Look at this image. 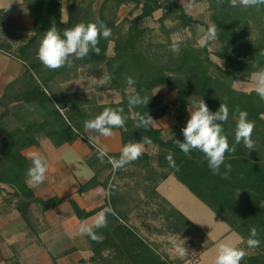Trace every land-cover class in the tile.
<instances>
[{
    "label": "trees",
    "instance_id": "1",
    "mask_svg": "<svg viewBox=\"0 0 264 264\" xmlns=\"http://www.w3.org/2000/svg\"><path fill=\"white\" fill-rule=\"evenodd\" d=\"M198 1L209 3L211 23L218 30V49L214 55L224 61V66L212 59L210 42L201 46L192 37L174 39L175 34L198 23L177 0L22 1L21 6L27 7L34 19L33 26L28 29L31 35L13 51L1 48L21 61L23 68L0 97V196L19 212L27 228L34 230V206L45 212L60 206L63 201L59 197L40 198L28 187L26 171L32 161L24 155V150L39 147L42 137L56 147L73 144L79 138H86V120L105 108L123 109L125 126L113 129L121 132L123 146L140 142L143 137L150 138L152 143L145 145L147 151L139 159L117 170L107 157L101 163L98 150L87 140L91 154L86 163L94 176L82 184L78 192L102 186L108 191L109 199L105 206L86 211L71 198L69 205L74 215L83 221L102 209H113L119 191L112 179L127 175L135 178L136 191L143 192L144 197L139 202L155 206L154 213L164 223L162 231L207 240L199 227L158 192L159 184L174 176L225 221L231 231L242 237V248L247 254L241 264H264V101L254 90L247 92L234 87L236 81L248 80L264 68V5L244 8L231 7L229 0L219 4L217 0ZM125 5L130 7V12L121 20L119 11ZM158 11L163 13L158 20L163 38L148 25ZM3 12L0 9V15ZM97 18L112 32L108 39L101 38L99 55L91 53L84 59L73 58L71 67L58 70L43 66L37 52L44 32L55 24L62 34L66 28L80 22H95ZM173 42L179 45L178 53L170 50ZM111 43L112 55L108 53ZM105 73L110 75V80L97 89L118 92L121 99L117 102L100 103L96 95L68 94L50 85L53 81L61 85L80 77H102ZM129 77L135 81L131 86L127 83ZM160 87L174 91V99L167 101L164 94L156 93ZM136 93L150 99L147 105L129 104V96ZM201 99L212 112L219 109L222 101L227 102L230 115L223 128L230 145L235 143L236 108L246 111L248 119L255 122L252 135L255 149L248 150L241 143L236 145L234 153L226 154L225 163L231 164V171L226 176L222 175L226 171L223 165L221 174H213L203 153L192 151L186 156L175 143V140L183 142L182 129L190 118L189 110ZM172 107L175 108V124L170 137L165 138L164 129L152 124L148 128L136 127L137 113L159 120ZM120 152L108 156L119 158ZM169 155L175 166L169 164ZM108 216L116 219L113 212ZM252 227L258 230L260 245L250 249L246 241ZM94 231L101 239L93 241V259L119 264H175L130 227L120 225ZM111 249L105 255V251Z\"/></svg>",
    "mask_w": 264,
    "mask_h": 264
},
{
    "label": "clouds",
    "instance_id": "2",
    "mask_svg": "<svg viewBox=\"0 0 264 264\" xmlns=\"http://www.w3.org/2000/svg\"><path fill=\"white\" fill-rule=\"evenodd\" d=\"M223 0H217L222 3ZM231 7L242 6L244 8H259L264 5V0H229ZM9 5L6 7L7 10ZM112 35L111 29L103 22H80L71 28H66L63 33L53 24L50 29L44 32L40 41L37 56L43 66L50 70H58L62 67H71L73 58L79 60L89 57L91 53L99 55L101 49L99 43L101 38L108 39ZM218 39V30L215 25L209 26L203 34L199 43L206 46L208 42ZM170 50L174 53L179 52V45L173 42ZM254 91L257 96L264 101V68H260L254 74ZM101 83L110 80V75L105 73L101 78ZM127 83L131 86L135 83L133 78L129 77ZM149 98L142 97L139 93L131 95L128 102L131 106H145ZM190 112V118L186 126L182 129L184 137L183 142L175 140L176 145L186 155L189 156L192 151L203 153L209 169L213 174H221L220 169L223 165L227 175L231 171V164H226V154L234 153L236 145L243 144L248 150L255 149V142L252 139L255 130V122L248 119V113L239 108L235 109V130L234 141L230 145L228 137L224 134L223 124L228 121L230 110L226 101H222L219 109L215 112L210 111L203 99L193 104ZM153 119L150 115L137 113L136 127L148 128ZM126 117L123 115V109L105 108L94 118L84 122V129L88 135L89 141H93L97 136L111 137L114 128L125 126ZM151 139L143 137L140 142H129L125 144L120 152L119 158L108 156L106 148L98 149V159L104 163L105 157L114 169H123L126 165L136 161L144 152L145 145H150ZM167 160L170 165L175 166L173 157L169 155ZM31 166L26 171V184L30 188H35L46 180L48 171V162L44 156L31 154ZM112 213V209L106 208L99 212L94 220L93 226L82 225L80 233L89 236L91 239H97L94 229L107 226V214ZM258 230L255 227L250 229V235L246 241L248 248H257L260 245ZM176 251L183 255L186 250L183 242L176 246ZM246 251L238 246L227 243H221L218 246L214 264H241L246 256Z\"/></svg>",
    "mask_w": 264,
    "mask_h": 264
},
{
    "label": "crops",
    "instance_id": "3",
    "mask_svg": "<svg viewBox=\"0 0 264 264\" xmlns=\"http://www.w3.org/2000/svg\"><path fill=\"white\" fill-rule=\"evenodd\" d=\"M0 9H3V6L0 5ZM11 17V15L8 16L7 22L11 24L12 29L16 30L23 27L31 28L33 26L34 19L30 15H17L14 20H11ZM0 23H2V21H0ZM2 34L3 33L1 32L0 97L2 96L7 84L13 78L17 77L23 68V63L21 61L10 57L8 53L1 49L5 45V43H2L5 40V36ZM72 84H75V80L61 85L57 81H53L50 85L56 89L60 86L65 90L66 87ZM165 119L166 116L160 118L159 120H153L154 122L152 125L156 128L164 129L168 127L164 124ZM174 124L175 120L173 118L169 125L171 126ZM87 140L89 141L86 133V138H79L73 144H65L61 147H56L50 140L42 137L39 147H29L23 152L28 159H31V154L37 153L44 156L48 162L46 180L39 186L32 188L35 194L43 199L59 197L63 201L60 206L49 209L43 214L39 213L37 215L41 223H38L39 226L36 230L39 231V236L45 244L47 243L46 241H48L47 233H53L52 236L54 241L58 236L56 233L62 231L67 225L64 221V216L68 218L69 212H72L69 205V200L71 198L75 199L78 205L86 211H92L105 206L109 199L108 191L102 186H98L84 193L78 192L80 186L94 176V171L86 163V158L91 154V148ZM91 143L95 146L96 150L99 148H106L108 154L119 152L123 147L121 132L119 130H113V135L111 137L97 136L93 141H91ZM146 151L147 147L145 146L144 152ZM171 178L172 176H169L159 184L157 188L158 192L169 200L183 214H185L203 232L200 225H198L184 212L183 209H181L177 202L173 200V196L166 192L165 186L168 182H170ZM112 181L119 191L116 206L112 209L113 215L116 219L108 216L107 226L104 228L120 227V225L130 227L132 230L141 235L142 238H144V240H146L152 247L156 248L159 253H161L159 248L162 247V245L159 244L157 238L160 236H167L169 238L188 237L178 234H168L161 230L164 223L160 216L154 213L155 206H147L145 203L139 202L144 196L142 191H136L137 185L134 177L119 175L116 178L113 177ZM4 187L7 190H10L6 186ZM120 196L124 198L128 197V199H122ZM129 197L132 198L130 199ZM102 210L96 212L94 215L83 221H80L73 215L74 217H72V222L73 225L75 224V240L77 241V243L75 241V246H77L75 255L79 257V260H85L84 253H87L88 259L86 261L88 264H119L115 262L106 263L99 260V258L93 259V256H95V252L93 250L94 240L87 235H84L83 238V234L79 231L82 225L90 227L93 226L97 214ZM26 226L27 225L19 212L8 205L0 196V264H7L9 258L21 253L18 250L20 249L18 247V243L21 240L28 241L31 239V236L28 235ZM144 231L154 232L155 236H150L144 233ZM97 236L96 240L101 239L99 235ZM83 241L86 242V245L85 243L83 244ZM52 246L54 247L56 244H52ZM85 246L88 248L86 252H84ZM14 249L17 251L15 254L12 253ZM111 251L112 249L108 251L106 250L105 255H108ZM203 252L201 251V255Z\"/></svg>",
    "mask_w": 264,
    "mask_h": 264
},
{
    "label": "rangeland",
    "instance_id": "4",
    "mask_svg": "<svg viewBox=\"0 0 264 264\" xmlns=\"http://www.w3.org/2000/svg\"><path fill=\"white\" fill-rule=\"evenodd\" d=\"M23 0H0V5L3 6V13L0 15V33L2 32L5 36L4 47L15 50L24 40L30 36L31 32L29 28L23 27L21 29H12L11 24L7 22L8 16H12L11 20L15 19L17 15H30L27 7L21 6ZM186 9V11L191 14L198 23H195L192 28L186 31L175 34L174 39H182L186 37L194 38L198 44L202 38L203 34L207 31L209 26L212 25L210 19V9L209 3L206 1L198 0H177ZM9 5L8 9L6 7ZM130 12L129 6H122L119 11V17L123 20L128 16ZM162 11H158L154 14V17L149 20L148 25L155 30L156 33L160 35L161 38L164 34L160 31V23L158 20L162 17ZM31 16V15H30ZM64 17L66 18V10L64 11ZM170 25V24H169ZM9 43V44H8ZM209 49L213 53L211 55L212 59L224 66V61L214 55L215 51L218 49L217 40L210 41ZM110 55L113 54V43L109 45ZM101 77H80L75 80V84H72L65 88V90L59 86L61 91L65 93H77L82 97H90L96 95L100 103L117 102L121 99V96L116 91H99L97 87L101 85ZM71 82V81H70ZM234 87L243 91L254 90V76L248 80H239L234 83ZM156 93H161L165 95L167 101H172L176 95L174 91H168L166 87H160L155 90ZM192 108L189 110L191 111ZM175 115V108L165 115L164 120L168 127L164 128V137L168 138L172 134L173 125H169L173 120ZM190 115V112H189ZM264 117V115H263ZM172 181V182H171ZM165 190L169 195L173 196V200L184 210V212L190 216L200 227L207 236V240H203L197 236L188 237H165L160 236L157 238L159 244L162 247L159 248L160 252L172 260L175 264H214L215 256L219 244L227 243L234 246L242 248V237L231 231L228 224L223 221L219 216L213 212L208 206H206L201 200H199L192 192L188 190L182 183H180L174 176H172L170 182L165 186ZM3 199V197H2ZM33 213V228L28 230V235L31 239L28 241L21 240L18 243V249L21 253L15 255L7 261V264H88L87 263V253H84L85 260L80 259L75 255V224L73 225L72 217L74 213L69 212L68 218L64 216V221L67 224L62 231L57 232V238L53 241V233H47L48 241L47 245L43 243V240L39 236V231H37L38 223L40 219L37 217L39 213L43 214L39 207L34 206ZM74 215V216H73ZM144 233L155 236L154 232L144 231ZM27 235V236H28ZM36 236V237H35ZM84 238V235L82 236ZM81 237V238H82ZM26 238V236H25ZM186 250L185 254L180 255L176 251V246L182 244ZM77 243V241H76ZM86 242L83 241V244ZM34 244V245H33ZM56 244V246H52ZM203 248L202 255L201 249ZM88 248L85 246L84 252ZM243 249V248H242ZM15 250V249H14ZM12 251L15 254L17 251ZM73 250L69 254H64L66 251ZM200 257V258H199ZM200 259V260H199Z\"/></svg>",
    "mask_w": 264,
    "mask_h": 264
}]
</instances>
